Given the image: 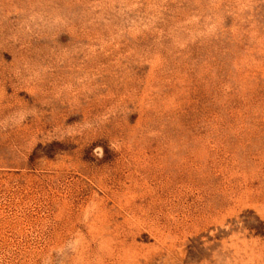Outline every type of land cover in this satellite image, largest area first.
Segmentation results:
<instances>
[{
	"label": "rangeland",
	"instance_id": "obj_1",
	"mask_svg": "<svg viewBox=\"0 0 264 264\" xmlns=\"http://www.w3.org/2000/svg\"><path fill=\"white\" fill-rule=\"evenodd\" d=\"M0 264H264V0H0Z\"/></svg>",
	"mask_w": 264,
	"mask_h": 264
}]
</instances>
